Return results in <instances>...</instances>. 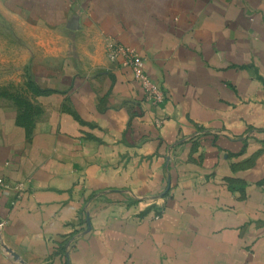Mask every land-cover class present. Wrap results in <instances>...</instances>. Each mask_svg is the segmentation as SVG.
I'll return each instance as SVG.
<instances>
[{
  "label": "crops",
  "instance_id": "0c3cea01",
  "mask_svg": "<svg viewBox=\"0 0 264 264\" xmlns=\"http://www.w3.org/2000/svg\"><path fill=\"white\" fill-rule=\"evenodd\" d=\"M35 5L65 43L0 106V264H264V0Z\"/></svg>",
  "mask_w": 264,
  "mask_h": 264
},
{
  "label": "rangeland",
  "instance_id": "374dc122",
  "mask_svg": "<svg viewBox=\"0 0 264 264\" xmlns=\"http://www.w3.org/2000/svg\"><path fill=\"white\" fill-rule=\"evenodd\" d=\"M43 1L0 0V106L28 98L27 84L47 59V46L65 43L37 23L35 3Z\"/></svg>",
  "mask_w": 264,
  "mask_h": 264
},
{
  "label": "built area",
  "instance_id": "2783aa9c",
  "mask_svg": "<svg viewBox=\"0 0 264 264\" xmlns=\"http://www.w3.org/2000/svg\"><path fill=\"white\" fill-rule=\"evenodd\" d=\"M106 56L110 63L121 65L129 68L136 82L144 91L145 100L152 107L158 109L165 101L164 91L154 82L145 69V60L132 48H128L120 44L114 39H108L106 42ZM0 186L3 189H10V185L0 178ZM17 192H22L21 185L14 186ZM14 205V204H13ZM156 215L155 218H159ZM4 226V222L0 221V228Z\"/></svg>",
  "mask_w": 264,
  "mask_h": 264
},
{
  "label": "trees",
  "instance_id": "16d2710c",
  "mask_svg": "<svg viewBox=\"0 0 264 264\" xmlns=\"http://www.w3.org/2000/svg\"><path fill=\"white\" fill-rule=\"evenodd\" d=\"M28 87L34 91L36 94L39 92V90L36 88V86L32 83V82H29L28 83Z\"/></svg>",
  "mask_w": 264,
  "mask_h": 264
}]
</instances>
